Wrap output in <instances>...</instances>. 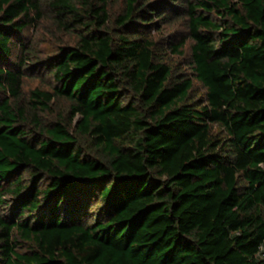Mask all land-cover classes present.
Segmentation results:
<instances>
[{
    "label": "trees",
    "instance_id": "obj_1",
    "mask_svg": "<svg viewBox=\"0 0 264 264\" xmlns=\"http://www.w3.org/2000/svg\"><path fill=\"white\" fill-rule=\"evenodd\" d=\"M44 17L75 39L45 60L19 36ZM187 40L189 73L168 61ZM27 64L48 87L25 93ZM263 247L264 0H0V264Z\"/></svg>",
    "mask_w": 264,
    "mask_h": 264
},
{
    "label": "rangeland",
    "instance_id": "obj_2",
    "mask_svg": "<svg viewBox=\"0 0 264 264\" xmlns=\"http://www.w3.org/2000/svg\"><path fill=\"white\" fill-rule=\"evenodd\" d=\"M178 30L185 34V29L183 25L178 24V22L173 23L171 25L163 26L161 28V32L157 34H168L172 33L173 30ZM20 39L24 43V41L29 42L33 47L37 49L40 57L45 60L51 56H54L58 53V50L61 46H68L74 44V37L69 34L63 33L58 27H56L52 21L47 19V17L41 18L40 22L36 24V26H30L24 30V32L19 35ZM19 39V38H18ZM17 40V39H16ZM18 43V42H17ZM191 40H187L183 48V53H171L168 56V61L171 65L178 64L180 66V70H185L186 72H190V69L187 68L186 63L190 60L191 55V47H189ZM19 52L18 46H15L13 50V55L6 61L3 65L5 67L15 68L17 56ZM30 65H26V74L24 77V91L28 93L31 89L34 88H46L50 82V76L43 68H38L36 66L29 67ZM44 66V65H43ZM205 93V88L203 85L195 80L193 95L199 97Z\"/></svg>",
    "mask_w": 264,
    "mask_h": 264
},
{
    "label": "built area",
    "instance_id": "obj_3",
    "mask_svg": "<svg viewBox=\"0 0 264 264\" xmlns=\"http://www.w3.org/2000/svg\"><path fill=\"white\" fill-rule=\"evenodd\" d=\"M261 257L264 260V247L262 248V251H261Z\"/></svg>",
    "mask_w": 264,
    "mask_h": 264
}]
</instances>
